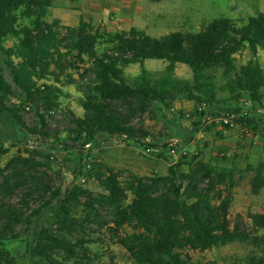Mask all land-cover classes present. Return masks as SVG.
Returning <instances> with one entry per match:
<instances>
[{
  "label": "trees",
  "instance_id": "trees-1",
  "mask_svg": "<svg viewBox=\"0 0 264 264\" xmlns=\"http://www.w3.org/2000/svg\"><path fill=\"white\" fill-rule=\"evenodd\" d=\"M54 6V0H0V49L12 79L0 63V118L9 114L30 134L48 136L49 119L60 108L63 76L69 84L77 82L68 76L70 70H83V82L78 85L84 114H70L69 122L72 141L83 145L104 134L133 141L148 138L149 132L134 121L155 105L170 109L180 99L212 105L219 72L233 91L248 94L253 101L262 98L261 63L253 58L238 67L236 56L245 50L255 57L264 53V13L240 27L233 19L221 17L199 32L153 37L137 28L107 32L84 19L77 27L62 26L59 19L48 22ZM8 41L14 43L6 47ZM101 42L108 47L99 54ZM150 60L167 64L163 77L149 76L145 63ZM179 64L189 67L191 82L175 77ZM131 65L141 68L134 84L125 76ZM26 110L38 115L32 128L21 115ZM234 114L244 129L246 125L255 130L254 117L239 110ZM9 151L1 146L0 160ZM188 158L170 166L167 175L140 178L130 173L124 182L123 174L113 169L80 171L79 177L98 179L100 192L76 185L63 194L47 174L53 164L51 156L20 150L5 166L0 164V264H17L5 243L29 233L35 219L55 201L54 223L32 233L33 264H93L96 256L89 245L94 240L88 236L92 226L106 229L135 264H216L195 262L186 251L205 252L234 243L260 247L263 256L250 258L248 264H264V213H250L249 223L232 224L229 219L238 187L235 171L206 163L199 155L191 157L192 164L184 170ZM245 172L253 174L252 193L260 195L264 161L247 164ZM17 193L21 199L12 203ZM109 264H116V258Z\"/></svg>",
  "mask_w": 264,
  "mask_h": 264
},
{
  "label": "rangeland",
  "instance_id": "rangeland-1",
  "mask_svg": "<svg viewBox=\"0 0 264 264\" xmlns=\"http://www.w3.org/2000/svg\"><path fill=\"white\" fill-rule=\"evenodd\" d=\"M99 1L100 12L79 14L73 9L72 3L55 0V7L50 10L47 20L52 22L54 19H60L62 26L77 27L81 20L86 19L92 21L94 27L104 28L111 33L138 28L150 36L161 37L177 31L199 32L207 23L221 17L234 19L240 27L246 24L250 17L264 12V0H126L131 3L133 9L130 14L123 16L115 11L116 6L111 2L115 0ZM79 5V8H82V3ZM13 43L8 41L5 46H11ZM107 47V44L99 43L98 53L101 54ZM5 57L0 49V63L7 78L12 82ZM253 58H257L264 68V53L260 52L255 57L249 50L236 56L237 66L246 65ZM87 66L81 65L82 68ZM145 66L149 76L157 79L165 75L167 64L150 60L146 61ZM82 72L83 70L68 71V76L77 81L73 84H69L67 77L63 76V85H60L63 92L60 97V108L54 117L49 119L48 136H36L20 129L9 114L0 118V147L10 150L1 158V166H5L20 150L49 155L53 164L51 169L46 170L47 174L54 186L60 188L63 194L76 185L94 193L100 192L98 179L92 177L83 183L82 179L86 178V175L79 177L80 171L84 173L96 169L100 173H105L108 169H113L123 174L121 179L123 182L130 173L140 178L167 175L170 166L177 164L181 159L148 156L138 141H127L122 136L109 134L99 136L90 147L72 141L69 131L70 114L77 117L84 114L81 105L83 94L78 85L83 82L80 75ZM140 74V65H131L125 69V76L130 84H134ZM175 77L187 82L193 79L189 67L181 64L176 68ZM89 78L86 77L85 81ZM216 86V100L210 106H201L197 102L180 99L170 109L153 106L150 113L139 116L134 124L148 131L149 139L154 144L163 146L172 142L184 144L191 152L194 149L198 151L200 160L232 168L238 178V187L234 191L229 219L232 224L237 221L249 223L247 217L250 213H264V191L260 195H254L251 188L253 174L245 172L247 164L258 165L264 161V88L262 98L253 101L248 94L233 91L228 85V79L221 72L217 74ZM236 110L255 118V130L246 125L244 129L236 121L238 118L234 114ZM21 115L30 128L39 121L38 115L32 110H26ZM191 160L189 157L184 163V170L189 169ZM84 163L90 164L91 169L87 167L85 170ZM131 198L130 196L129 201ZM20 199L21 194L17 193L11 202L18 203ZM36 206L37 203L34 204V207ZM57 208L58 203L55 201L35 219L29 233L5 243V249L16 258L17 264H33L30 254L32 233L41 227L51 226L55 221ZM78 213L81 215L82 210L80 209ZM91 228L88 236L94 240V243L89 245L96 256L93 264H109L112 257L116 258V264H135L129 253L110 239L106 229L98 231L96 226ZM126 230L131 232L129 228ZM186 253L195 262L216 264H248L250 258L263 256L260 247L245 243H234L205 252L187 250Z\"/></svg>",
  "mask_w": 264,
  "mask_h": 264
},
{
  "label": "built area",
  "instance_id": "built-area-1",
  "mask_svg": "<svg viewBox=\"0 0 264 264\" xmlns=\"http://www.w3.org/2000/svg\"><path fill=\"white\" fill-rule=\"evenodd\" d=\"M174 110V109H173ZM127 141H129L126 137H124ZM137 141L142 146L144 153L148 156H155L158 158H166V157H175L177 159L187 158V157H194L197 156L199 153L194 149V151L191 152V150L184 144H177L176 142H172L166 146L160 145V144H154L151 142V140L148 138H139ZM91 144L87 145V147H90ZM88 169H91V165L87 166ZM87 179H90V177L86 176L82 179L83 183L87 182Z\"/></svg>",
  "mask_w": 264,
  "mask_h": 264
},
{
  "label": "crops",
  "instance_id": "crops-1",
  "mask_svg": "<svg viewBox=\"0 0 264 264\" xmlns=\"http://www.w3.org/2000/svg\"><path fill=\"white\" fill-rule=\"evenodd\" d=\"M67 2L72 3L69 0H65ZM55 2V0H54ZM113 2V5L116 6L114 9L116 12H118V14L123 15V16H127L128 14H130L132 12V5L130 2H127L126 0H115V1H111ZM82 3V8H79L80 5ZM100 1L99 0H79L75 3H72L74 5L73 9L77 10V12L80 14L82 13H86V12H92V13H96V12H100L101 11V6H100ZM55 7V6H54ZM53 7V8H54ZM51 8V9H53ZM50 9V10H51ZM264 13V12H261ZM253 17V16H252ZM227 18V17H226ZM232 19V18H230ZM60 20V19H59ZM86 20V19H84ZM234 20V19H233ZM235 21V20H234ZM127 22V21H126ZM132 29V28H131ZM138 29V28H137ZM140 30V29H139ZM115 33V32H113ZM264 191V190H263ZM262 191V192H263ZM261 192V193H262Z\"/></svg>",
  "mask_w": 264,
  "mask_h": 264
}]
</instances>
